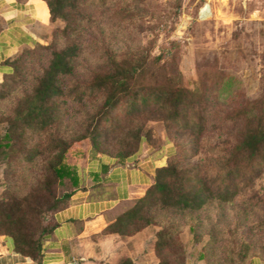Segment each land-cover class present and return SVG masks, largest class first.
I'll use <instances>...</instances> for the list:
<instances>
[{
  "label": "rangeland",
  "instance_id": "374dc122",
  "mask_svg": "<svg viewBox=\"0 0 264 264\" xmlns=\"http://www.w3.org/2000/svg\"><path fill=\"white\" fill-rule=\"evenodd\" d=\"M79 3L85 14H81L82 29L66 35L65 21L60 18L50 21L49 16L48 25L40 29V40L17 52L25 49L30 52L23 55L20 74L5 75L0 81L1 135L7 126V115L29 88L33 76L45 67L50 54L46 45L54 38L60 46L75 38L82 44L77 69L65 78L66 102L60 103L56 119L47 129L23 135L26 147L42 144V154L32 161L22 162L18 155L12 156L13 162L9 164L0 160V198L11 193L9 188L23 195L43 178L47 164L62 142L69 145L66 162L79 178L96 158H115L118 163L117 152L135 149L137 129L148 137L139 144L136 156L151 158L162 166L174 150L179 154L190 153L187 141L196 129L198 113L205 117V128L199 155L194 159L212 178L236 133L237 123L233 118L236 110L264 92V0H79ZM54 31H57L55 37ZM108 53L116 58L129 53L148 54L150 60L158 56V69L153 73L156 65L151 64L145 81L166 86L178 79L180 85L197 93L195 104L198 101L200 104L189 111L191 125L181 129L182 125L164 121L155 105L134 115L127 114L125 106L116 108L108 116L119 117V128L112 120L110 124L100 119L102 94L84 89L90 74L103 65ZM96 126L102 134L94 149L89 136L82 135ZM130 161L120 163L131 164ZM253 178L233 202L224 205L223 212L217 203L190 213L154 211L151 222L133 233L138 235L130 245L138 248L146 241L145 251L151 264H185L197 258L206 264L264 262V225L261 224L264 204H259L264 195V172ZM72 189L66 177L57 184L55 192L60 195ZM238 213H244L245 218L232 233ZM170 225L175 230L168 244L159 246L157 231ZM120 236L124 240L129 235ZM243 239L254 245L245 259L235 253ZM234 243L238 245L235 250Z\"/></svg>",
  "mask_w": 264,
  "mask_h": 264
},
{
  "label": "trees",
  "instance_id": "16d2710c",
  "mask_svg": "<svg viewBox=\"0 0 264 264\" xmlns=\"http://www.w3.org/2000/svg\"><path fill=\"white\" fill-rule=\"evenodd\" d=\"M44 1L50 21L58 18L65 21L63 32L66 35L82 29L80 21L84 17L81 15L83 12L79 8V0ZM53 35L55 37L57 31H54ZM78 41L77 38L70 39L60 46L54 38L50 45H46L50 48V54L45 67L33 76L29 88L18 98L12 113L6 117L7 126L0 135V160H6L9 164L13 162L10 159L18 155L22 162L32 161L42 154V144L26 147L23 135L26 132H40L51 126L56 119L60 103L66 102L65 78L74 74L82 53V44ZM27 53L30 52L25 49L6 59L3 62V77L20 74L19 65L24 60L23 55ZM158 58L154 56L150 60L148 54L140 56L134 53L116 58L112 53H108L103 65L90 74L84 89L102 94L100 119L108 123L112 120L116 128H119V117L108 116L116 108L125 106L126 113L134 115L155 105L162 113L164 121L182 125L181 129L191 125L189 111L200 104L199 101L195 104L197 93L180 85L178 79L175 84L169 83L166 86H155L145 81L152 66L156 65L153 73L158 69ZM233 118L237 123L236 133L212 178H209L207 170H202L200 162L194 159L199 155V142L205 128V117L198 113L196 129L192 130L187 141L190 153L179 154L174 150L166 164L155 168L152 183L144 194L109 223L105 231L131 235L150 223L156 210L190 213L217 203L219 211L223 212L225 204L233 202L248 182L253 181L255 175L264 172V92L236 110ZM97 126L96 131L90 129V133L82 135L89 136L94 149L99 144L98 136L102 134H99ZM139 131L140 129H137L135 133V149L125 153L117 152L121 162L135 158L139 144L147 139L148 134ZM57 142L59 143V139ZM58 143L55 144L56 148ZM68 148V143H60V150L54 153V158L47 164L43 178L33 183L23 195L10 191L12 188H9L11 193L0 198V234L6 236L12 250L34 261L42 259L43 243L55 226L51 217L68 205L71 194L76 186L80 185L78 173L66 162ZM54 151L55 148H52L51 152ZM66 177L69 178L73 189L56 195L55 187ZM260 203L264 204V195ZM244 218V213H238L232 233L240 228ZM261 224L264 225V221ZM172 226H165L157 231L156 244H168L167 240L175 230ZM213 239L215 240V236ZM237 246L234 243L233 250ZM252 248L253 243L243 239L235 253L245 259L251 254Z\"/></svg>",
  "mask_w": 264,
  "mask_h": 264
},
{
  "label": "crops",
  "instance_id": "0c3cea01",
  "mask_svg": "<svg viewBox=\"0 0 264 264\" xmlns=\"http://www.w3.org/2000/svg\"><path fill=\"white\" fill-rule=\"evenodd\" d=\"M48 23L49 12L43 0H0V81L3 62L39 41L40 29ZM115 162L109 157L96 158L80 176V185L68 205L51 217L55 226L43 243L40 261L12 250L6 236L0 234V264H151L146 241L138 248L130 245L138 234L123 240L105 228L123 208L143 195L158 165L151 158L139 156L131 159V164ZM185 264L206 263L197 258Z\"/></svg>",
  "mask_w": 264,
  "mask_h": 264
}]
</instances>
